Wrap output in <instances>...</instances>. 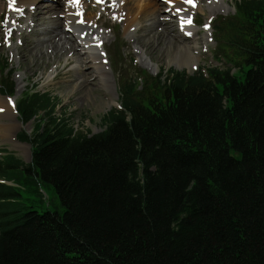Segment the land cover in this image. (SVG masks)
<instances>
[{"label":"trees","instance_id":"obj_1","mask_svg":"<svg viewBox=\"0 0 264 264\" xmlns=\"http://www.w3.org/2000/svg\"><path fill=\"white\" fill-rule=\"evenodd\" d=\"M214 32L223 65L192 73L126 69L114 43L119 106L96 133L23 92L31 156H0V264H264V0H236ZM0 73L13 95L1 57ZM47 182L60 210L29 198Z\"/></svg>","mask_w":264,"mask_h":264},{"label":"rangeland","instance_id":"obj_2","mask_svg":"<svg viewBox=\"0 0 264 264\" xmlns=\"http://www.w3.org/2000/svg\"><path fill=\"white\" fill-rule=\"evenodd\" d=\"M7 5L8 0H0ZM60 1V3H58ZM158 3V11L160 18H156L155 12H147L141 15L137 24L127 28L121 14L102 9L103 6L97 3V0H82L84 9L88 11V23H91V29L100 33V42L96 47L98 52L104 57L103 65L106 67V75L108 77L109 90L102 86L98 73L93 70L91 63L86 67L88 71V82L85 85L81 72L76 69V56L65 52L64 54L52 55L49 47L48 29L56 25V23L64 22L63 3L65 0H39V3L56 5L59 7L55 13L45 14L43 23H36L29 20V13H26L21 20L17 17L10 18L7 14V6L5 10L0 11V57L5 59L13 71L12 80L15 88L13 95H2L15 97L16 103L19 97L30 86H37L41 90H47L56 96L60 101V108L65 110L71 116V121L75 127L80 130L96 133L101 130V119L112 107L119 105V80L116 73V66L113 65L109 49L114 43H119L123 47L126 60L124 67L127 69L132 67L129 58L134 59V65L141 68L149 74L155 75L159 71L166 73L168 69L186 70L188 73L194 72L200 66L223 65L218 57L213 54L216 45V35L214 27L216 21L220 17H227L234 13L236 0H201V8H195L189 13L188 19L195 22L192 27L194 35L186 41L178 38L176 46L169 41H152L147 43V34L152 29H160L163 20L174 17L176 30L181 32L178 24V16L174 12H170L169 5L166 0H152ZM179 1V0H178ZM216 3L213 5V3ZM105 0L103 5L105 4ZM91 11V12H90ZM21 17V14H17ZM50 16V17H49ZM116 17L115 19L113 17ZM193 17V18H192ZM97 18V22L94 19ZM10 19V22H9ZM83 20V16L79 21ZM156 20L153 25L152 23ZM85 27V26H84ZM13 28V29H12ZM180 28V29H179ZM12 29V30H11ZM87 32L86 29H83ZM63 34L66 39H75L74 30L65 28ZM63 34H61L63 36ZM23 36L30 37L31 54L28 58L27 70L22 62H19V42ZM194 46L196 49L191 50V54L184 61L185 55L180 50L182 44ZM75 52L83 53L81 45H76ZM70 59V63L68 60ZM36 64V66H34ZM2 74L0 73V77ZM18 85V91L16 86ZM113 86L116 87L114 93ZM117 94L116 103L110 101V98ZM17 123L16 139L22 143L20 146L14 147L13 141L2 140L0 137V156L7 153L13 154L23 162H29L31 156V146L25 141L18 139V133L30 132L33 124L31 122L23 123L16 111ZM20 123V124H18ZM50 183H41L39 191L44 195L43 201H38L37 196L30 194L29 198L32 204L39 210L58 209L62 206L58 196L52 191Z\"/></svg>","mask_w":264,"mask_h":264},{"label":"bare ground","instance_id":"obj_3","mask_svg":"<svg viewBox=\"0 0 264 264\" xmlns=\"http://www.w3.org/2000/svg\"><path fill=\"white\" fill-rule=\"evenodd\" d=\"M166 1L169 5L168 9H171L170 12H175L178 16V24L181 28V32L176 30L174 23L175 16L172 15L170 19L159 22L162 23V26L159 30L152 29L148 32L146 37L148 44H150L152 41H169L173 46H176L177 44H179L178 42H181L182 40L186 41L195 33L192 27V24L194 25L195 23L193 19H190V24L182 23V21L189 20V13L193 11V9L201 8V0H194V4L186 3L184 2V0H172L171 3L169 2V0ZM106 2H108L107 5H103V3H100V5L103 6L102 9L107 11L111 9L112 11L116 12V14H121L127 28L137 24L141 15L147 12H155L157 13L155 14V17L158 19L160 18L158 3L153 2L152 0H123V3H121V0H115L116 7L111 6L113 0H105V3ZM58 3H60V1H58ZM62 3V7L64 9V22H58L55 26L48 29V32L50 33L48 42L51 49V54L59 55L64 54L65 52H68L71 55L75 54L77 63L76 69L81 72V75L83 77L82 81L85 82V85H87L86 82H88L89 71L85 69L91 63V65L88 67H91L93 70L95 69V71L99 75L98 79L101 80V85L105 86V88L109 90V80L106 75V67L103 65L104 57L102 53L97 51L98 48L96 47L98 44L102 43L100 42V33H98L95 29L93 31H88L89 29H91L92 25L91 23L87 25L89 14L88 11L84 9L82 0H80L79 5H73L69 2V0H65V3ZM215 4L216 3L214 2L213 5ZM6 6L8 13L7 15L10 16V18L17 17V20H21L24 16H26V13H29V20H31L32 22L35 21L36 23H43L45 14L55 13L59 8L57 4L54 6L50 4H42L39 3V0H16L15 4H11V0H8L7 5L4 3V1L0 3V11L5 10ZM177 9H181V11L177 12ZM17 14H21V17L17 16ZM82 16L83 22H81V20L79 21V18ZM157 21L159 20L154 21L152 25ZM94 22H97V18L94 19ZM65 28H71L72 30H74L75 39L71 40L70 38H65L62 32ZM83 29H86L87 32H84ZM61 34H63V36ZM178 38H180L181 41L178 40ZM75 43L76 45L78 44L82 46V51H86L84 56L80 51L75 52V50L77 49L75 47ZM31 49L30 37L23 36L19 42L18 52L20 57L18 61L22 62L26 66L25 68L27 70L31 68V65L28 66V58L31 54ZM194 49H196V47L188 46L185 43L182 44L180 50L183 52V54H186L184 61L189 58L191 50ZM68 62H71L70 59L68 60ZM34 66H36V64ZM31 70L32 73H34V70L32 68ZM16 89L18 91V85L16 86ZM113 89L115 93L116 87L113 86ZM117 99V94H114V96L110 98V101L116 103ZM15 101V97L2 96L0 94V137L2 138V140L13 141L14 147H17L22 143H20L16 139L15 123H17V118Z\"/></svg>","mask_w":264,"mask_h":264},{"label":"snow or ice","instance_id":"obj_4","mask_svg":"<svg viewBox=\"0 0 264 264\" xmlns=\"http://www.w3.org/2000/svg\"><path fill=\"white\" fill-rule=\"evenodd\" d=\"M16 0H11V4H15ZM69 2L73 5H79L80 0H69ZM104 0H97V3H103ZM169 2L171 3L172 0H169ZM184 2L189 3V4H194V0H184ZM121 3H123V0H121ZM112 7H116V3L115 0H113V3L111 5ZM181 11V9H177V12ZM82 14V13H80ZM114 19L116 18L115 16L113 17ZM123 18V17H120ZM83 22V21H81ZM182 23H191V20H186V21H182Z\"/></svg>","mask_w":264,"mask_h":264}]
</instances>
